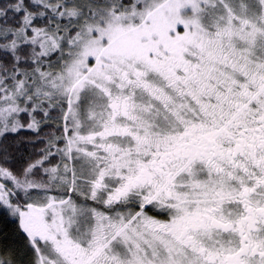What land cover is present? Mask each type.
I'll use <instances>...</instances> for the list:
<instances>
[{"label":"snow or ice","instance_id":"snow-or-ice-1","mask_svg":"<svg viewBox=\"0 0 264 264\" xmlns=\"http://www.w3.org/2000/svg\"><path fill=\"white\" fill-rule=\"evenodd\" d=\"M0 264H264V0H0Z\"/></svg>","mask_w":264,"mask_h":264}]
</instances>
